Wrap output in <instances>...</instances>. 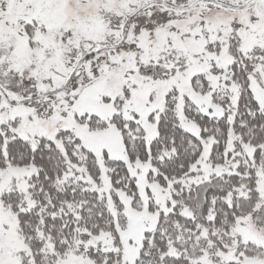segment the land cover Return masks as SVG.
Wrapping results in <instances>:
<instances>
[{
    "label": "snow or ice",
    "instance_id": "1",
    "mask_svg": "<svg viewBox=\"0 0 264 264\" xmlns=\"http://www.w3.org/2000/svg\"><path fill=\"white\" fill-rule=\"evenodd\" d=\"M0 264H264V0H0Z\"/></svg>",
    "mask_w": 264,
    "mask_h": 264
}]
</instances>
